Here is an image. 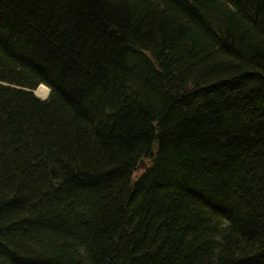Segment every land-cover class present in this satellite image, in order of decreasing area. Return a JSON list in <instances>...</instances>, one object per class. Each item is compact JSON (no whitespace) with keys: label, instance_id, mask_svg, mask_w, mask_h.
Here are the masks:
<instances>
[{"label":"trees","instance_id":"obj_1","mask_svg":"<svg viewBox=\"0 0 264 264\" xmlns=\"http://www.w3.org/2000/svg\"><path fill=\"white\" fill-rule=\"evenodd\" d=\"M0 264H264V0H0Z\"/></svg>","mask_w":264,"mask_h":264},{"label":"bare ground","instance_id":"obj_2","mask_svg":"<svg viewBox=\"0 0 264 264\" xmlns=\"http://www.w3.org/2000/svg\"><path fill=\"white\" fill-rule=\"evenodd\" d=\"M45 89H46V92H47V90H49L48 87H47L46 85L41 84V85L39 86V88H37V90H36V94H37L38 96H41V93H42L43 91H45ZM48 94H49V93H48ZM41 97H43V96H41Z\"/></svg>","mask_w":264,"mask_h":264},{"label":"water","instance_id":"obj_3","mask_svg":"<svg viewBox=\"0 0 264 264\" xmlns=\"http://www.w3.org/2000/svg\"><path fill=\"white\" fill-rule=\"evenodd\" d=\"M34 92L36 93V90H34ZM48 97V96H47ZM47 97H43V98H47ZM141 163L139 164V168L140 167H146L147 166V163L146 162H144V160L143 159H141V161H140Z\"/></svg>","mask_w":264,"mask_h":264},{"label":"rangeland","instance_id":"obj_4","mask_svg":"<svg viewBox=\"0 0 264 264\" xmlns=\"http://www.w3.org/2000/svg\"><path fill=\"white\" fill-rule=\"evenodd\" d=\"M49 89V88H48ZM48 93H50L49 92V90H47V92H46V89H45V91H43L42 93H41V96H43V97H47L49 94Z\"/></svg>","mask_w":264,"mask_h":264}]
</instances>
